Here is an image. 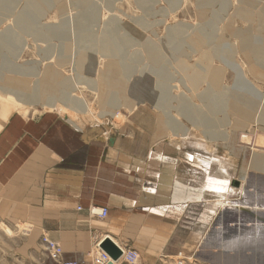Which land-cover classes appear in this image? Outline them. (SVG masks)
Instances as JSON below:
<instances>
[{
    "label": "rangeland",
    "instance_id": "obj_1",
    "mask_svg": "<svg viewBox=\"0 0 264 264\" xmlns=\"http://www.w3.org/2000/svg\"><path fill=\"white\" fill-rule=\"evenodd\" d=\"M173 30L180 32L172 35ZM241 34L254 47L264 45V0H0V87L26 94L44 76L53 87L38 96V103L0 96V107L19 106L24 111L14 112L33 119L51 108L85 132L95 128L88 142L132 143L133 151L179 159L181 169L187 166V152H194L196 163L215 173L218 162L229 158V165L234 164L226 176L229 192L221 200L215 194L194 205L195 252L190 248L191 256L179 247L171 262L264 264V245L255 242L256 227L264 229V221L231 206L217 209L219 201H253L264 218V172L249 169L240 181L249 143L256 135L264 137V124L252 127L254 132L250 124L264 103L253 102L238 85L240 75L264 99V60L245 51ZM151 50H159L162 58H152ZM116 71L120 90L115 96L111 75ZM142 82L147 91L141 89ZM235 94L253 103L249 116L230 103L228 97ZM73 101L85 110L75 111ZM170 117L187 129V136L173 137L169 129L176 127ZM254 153L264 156V147ZM196 177L202 178L199 170ZM220 182L214 187L219 194ZM238 189L241 194L233 191ZM211 210L215 215L209 221ZM11 235L4 227L0 230V264L12 263ZM252 237L253 246L244 244Z\"/></svg>",
    "mask_w": 264,
    "mask_h": 264
},
{
    "label": "crops",
    "instance_id": "obj_2",
    "mask_svg": "<svg viewBox=\"0 0 264 264\" xmlns=\"http://www.w3.org/2000/svg\"><path fill=\"white\" fill-rule=\"evenodd\" d=\"M16 110L0 107V230L12 232L9 264H91L96 245L109 240L135 250L139 264H172L179 247L195 252L194 205L215 194L223 199L225 192L214 191L227 178L221 167L203 169L187 152L181 169L163 152L88 142L95 128L85 132L52 110L38 119ZM94 207L106 217L91 216ZM44 236L61 248L59 256L46 253Z\"/></svg>",
    "mask_w": 264,
    "mask_h": 264
},
{
    "label": "bare ground",
    "instance_id": "obj_3",
    "mask_svg": "<svg viewBox=\"0 0 264 264\" xmlns=\"http://www.w3.org/2000/svg\"><path fill=\"white\" fill-rule=\"evenodd\" d=\"M91 9V8H90ZM19 25H21V26H23V27H28V26H30V25H27V23H25L24 21H20L19 22ZM82 27V26H81ZM180 32V30H173L172 31V35H175V34H178ZM241 40H242V43H243V47H244V49H245V51H249V54H254V55H259L263 60H264V45L263 46H256V47H254L253 45H252V43H251V40H250V38L248 37V36H246V35H242L241 34ZM127 42V41H126ZM118 43V42H117ZM122 43H124V41H121V44ZM120 45V44H119ZM150 56L152 57V58H154L153 56H155V57H160V58H162V54H161V52L159 51V50H157V51H153V50H151L150 51ZM258 64H262L263 65V63H258ZM262 68V67H261ZM261 68L259 69V70H261ZM262 72V71H261ZM261 72H258L259 74H261ZM119 72H117L116 71V73L115 74H112L111 75V77H112V79H111V83H112V85H111V89H113V92H111V95L113 94V95H115L116 96V93L120 90V88L118 87V85H116L117 83L119 84V74H118ZM238 73H239V71H238ZM123 75V74H122ZM218 77V75L216 76V78ZM46 79H49V77H47L46 78V76H44L43 77V80L42 81H40V85L37 87V88H34L33 89V91H31L30 93H21L20 92V90H16V89H13V88H10V87H8V86H2V87H0V96L2 97V98H12V97H22V98H24V100H27L25 103H27V104H31V103H34V102H39L38 101V96L39 95H42L43 94V92H46L47 90H52L53 89V87L51 86V82L49 83L48 82V80H46ZM213 80V79H212ZM193 83H192V85L193 86H196L197 85V83H198V80H196V78H194L193 80ZM238 85H239V89H244V92L245 93H247V94H249L250 95V97H251V100L253 101V99L254 100H256L257 101V103H259V104H262V103H264V99H263V97L260 95V92L259 91H257L256 89H254L253 87H251L249 84H247L245 81H243V79L241 78V76L240 75H238ZM54 85V84H53ZM145 86V87H144ZM143 88H145L144 90H146L147 91V89H148V86H146V84H144L143 82H142V90H143ZM55 91H56V88L54 89ZM54 91V92H55ZM51 92V91H50ZM53 93V92H52ZM143 95H140V97H142ZM111 97V96H110ZM229 98V101H230V103H233L234 105H236L238 108H241L243 111H244V114L246 115V116H249L250 114H251V107H253V103H249V102H247L246 100H245V97H242V96H239L238 94H235L234 96H230V97H228ZM79 99V98H78ZM7 101H10V100H7ZM71 101H72V99H71ZM46 102V101H45ZM44 102V105L45 106H47L48 104V102L47 103H45ZM68 102V101H67ZM254 102V101H253ZM12 103H14L15 105L16 104H20V103H18V101H16V102H13L12 101ZM69 103V102H68ZM70 105H71V107L75 110V111H77V110H81V111H83V110H85V106H83V104L81 103V102H77V101H73L72 103L70 102ZM66 106V105H65ZM187 106H189V105H187ZM187 106L185 105V103H184V105H183V107H186L187 108ZM51 107V106H50ZM264 107V106H263ZM51 109V108H50ZM49 109V110H50ZM54 109V108H53ZM258 109H261V106H259L258 107ZM169 123L171 124V125H173L174 127H176V129H174V128H170L169 130H170V132H172V134L174 135L173 137H185V136H187V129L186 128H184V127H182L181 126V124L179 123V121L177 120V119H173V117H170L169 118ZM250 124H252L251 125V130H252V127L254 128L255 127V125H258V124H264V110L260 113V115H259V118L257 119V120H252V121H250ZM264 126V125H263ZM255 130H252L251 132H254ZM255 140L253 141V143H249L250 145H252V147H250V149H247L246 151H245V154H246V160H247V166H245V168H243L244 170L241 172V178H240V181H244L245 180V178H246V172L249 170V169H251V170H257V171H262V172H264V156L262 155V156H256V154L254 153V150H255V148H260V146H263L264 147V137L263 136H259V135H256L255 136V138H254ZM244 141H245V139H244ZM242 144V143H241ZM246 144V143H245ZM246 145H248V144H246ZM228 148V147H227ZM230 149V151H231V153L232 154H236L237 155V152H235L232 148H229ZM238 149V148H237ZM245 150V149H244ZM239 151V150H238ZM244 152V151H243ZM244 154V155H245ZM226 155V154H225ZM242 156V155H241ZM151 157V156H150ZM223 157V156H222ZM216 161V160H215ZM223 162V163H222ZM222 162H218L219 163V166L227 173H224V174H226V176L228 175V170H229V168L230 167H232V166H230L229 165V163H230V161H229V158H227V157H224V161H222ZM233 163V162H232ZM222 170V171H223ZM233 170V169H232ZM232 174V173H231ZM228 177V176H227ZM229 178V177H228ZM226 180H227V178H226ZM226 180H224V181H221L220 183H219V187H218V191L219 192H221V194L223 193L224 194V192H226L227 193V191L229 190V183L226 181ZM244 183V182H243ZM237 185V184H236ZM243 188V187H242ZM232 190V189H231ZM241 190V189H240ZM244 190V189H243ZM242 190V191H243ZM234 192L235 191H238V192H240V194H241V191H239V189L238 190H233ZM232 191V192H233ZM239 194V193H238ZM226 195V194H225ZM242 195H243V193H242ZM241 195V196H242ZM244 195H247V194H244ZM239 197V196H238ZM248 197V196H247ZM226 199V198H225ZM243 200H244V198H243ZM246 200V199H245ZM224 201V200H223ZM220 202V201H219ZM222 202V201H221ZM248 202V201H247ZM251 202V201H250ZM253 202V201H252ZM251 202V203H252ZM236 203V202H235ZM235 203H230L229 201H227V202H224V203H220L219 204V208L221 209L223 206H225V207H230L231 206V210L234 208L235 210H236V212L238 213H246V214H250L251 215V217L252 218H254V217H259V216H261V215H259L260 214V211L262 212V210H260V208L259 207H257L258 205L257 204H253L252 203V205H247L246 203H242V204H235ZM262 205V204H261ZM261 205H259V206H261ZM262 207H263V205H262ZM259 209V210H258ZM223 210V209H222ZM220 211V210H219ZM263 213V212H262ZM261 213V214H262ZM263 216V215H262ZM259 219L260 218H258V219H255L256 221H259ZM256 229H257V232H256V235H254L253 234V231H250V234H252L253 236H256L257 237V239H256V244H259V247H260V245H264V229H262V228H260L259 229V226H257L256 227ZM255 231V230H254ZM249 234V235H250ZM253 237L252 238H249V239H247V240H245L244 241V244H246V245H248V246H253ZM114 241V240H113ZM114 243V242H113ZM261 243V244H260Z\"/></svg>",
    "mask_w": 264,
    "mask_h": 264
},
{
    "label": "built area",
    "instance_id": "obj_4",
    "mask_svg": "<svg viewBox=\"0 0 264 264\" xmlns=\"http://www.w3.org/2000/svg\"><path fill=\"white\" fill-rule=\"evenodd\" d=\"M88 212L91 216L98 218H104L107 215L106 209H98L95 207L88 209ZM40 242L46 253H48L51 257L59 256L62 253L61 248L54 242L50 241L47 237H42ZM101 244L102 243L96 245L95 255L91 264H115L120 261H123L125 264H139V255L135 250H123L122 248L115 245L121 252L119 260L115 262L101 249Z\"/></svg>",
    "mask_w": 264,
    "mask_h": 264
},
{
    "label": "water",
    "instance_id": "obj_5",
    "mask_svg": "<svg viewBox=\"0 0 264 264\" xmlns=\"http://www.w3.org/2000/svg\"><path fill=\"white\" fill-rule=\"evenodd\" d=\"M259 221H261V222L264 221V218L261 217V219H259ZM101 249L105 253H107L109 255V257L115 262L118 261L120 256H121V252L117 249V247L114 245V243H112L110 240L102 242Z\"/></svg>",
    "mask_w": 264,
    "mask_h": 264
}]
</instances>
